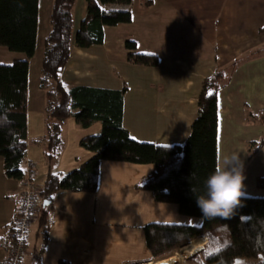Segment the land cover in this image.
<instances>
[{"label":"crops","instance_id":"1","mask_svg":"<svg viewBox=\"0 0 264 264\" xmlns=\"http://www.w3.org/2000/svg\"><path fill=\"white\" fill-rule=\"evenodd\" d=\"M51 2L37 1L35 48L30 58L0 46V64L27 61L24 170L31 172L40 189L48 173H67L93 155L79 141L101 127L98 122L80 127L68 118L62 127L60 154L52 161L45 159L43 146L35 143L45 133V98L38 77ZM85 8L86 0L75 1L73 35ZM107 8L130 11L131 20L103 26L99 45L72 44L62 82L114 90L125 87L122 126L129 137L171 146L181 145L189 134L201 81L216 70L229 71L228 83L217 94V156L238 153L250 189L242 196L264 197V185L256 183L258 178L264 182V147L247 160L250 143L264 136V0H132ZM126 42L135 46L129 48ZM129 53H154L157 65L131 63ZM152 169L151 163L101 160L93 192L60 189L45 209L38 197L22 264L152 263L142 230L145 224L201 222L179 213L177 204L155 201L150 190L136 187ZM21 190L20 180L3 173L0 156V264L12 242L10 224ZM196 240L202 245L193 253L206 242L198 236L186 245Z\"/></svg>","mask_w":264,"mask_h":264},{"label":"trees","instance_id":"2","mask_svg":"<svg viewBox=\"0 0 264 264\" xmlns=\"http://www.w3.org/2000/svg\"><path fill=\"white\" fill-rule=\"evenodd\" d=\"M37 1L0 0V46L22 52L27 58L33 55ZM75 1L51 2L50 28L43 41L38 77V85L45 98V133L35 143L43 146L45 159L52 161L60 154L62 127L68 118H73L80 127L96 122L101 127L97 133L84 136L79 141V145L93 155L67 173H48L38 197L50 204L60 189L93 192L97 187L101 160L151 163V173L136 187L150 190L155 201L175 203L179 213L201 220L199 225L145 224L142 230L151 259L172 256L194 238L204 236V247L181 264H234L239 258H260L259 264H264V197L241 196V203L230 219L205 217L196 203V197L204 191V180L214 170L217 161V94L228 83L229 71L216 70L201 81L197 112L181 145L136 141L122 126L125 87L114 90L67 86L61 79L72 44L79 48L101 44L103 26L131 20L130 11L112 10L107 6L127 5L132 0H86L83 19L73 35ZM126 45L129 48L135 46L132 42H126ZM127 60L146 66H155L158 62L157 56L140 53L127 54ZM26 85V60L0 64V156L5 176L21 181L20 196L27 177L24 170ZM253 147L251 156L264 147V136L251 142L250 148ZM256 183L262 186L260 178Z\"/></svg>","mask_w":264,"mask_h":264},{"label":"clouds","instance_id":"3","mask_svg":"<svg viewBox=\"0 0 264 264\" xmlns=\"http://www.w3.org/2000/svg\"><path fill=\"white\" fill-rule=\"evenodd\" d=\"M244 179L239 154H219L214 170L204 180L203 193L196 197L203 216L232 218L241 203Z\"/></svg>","mask_w":264,"mask_h":264},{"label":"built area","instance_id":"4","mask_svg":"<svg viewBox=\"0 0 264 264\" xmlns=\"http://www.w3.org/2000/svg\"><path fill=\"white\" fill-rule=\"evenodd\" d=\"M26 176L19 206L10 224L12 242L3 264H22V259L26 254L29 228L37 212L40 188L31 179L30 171L26 172Z\"/></svg>","mask_w":264,"mask_h":264},{"label":"rangeland","instance_id":"5","mask_svg":"<svg viewBox=\"0 0 264 264\" xmlns=\"http://www.w3.org/2000/svg\"><path fill=\"white\" fill-rule=\"evenodd\" d=\"M254 151V147L249 151L247 150V160L252 159L255 153L251 156V153ZM244 169V167H243ZM252 182V180H251ZM250 182V183H251ZM244 187H243V193H249L250 189L248 188L249 186L247 185V182H243ZM264 185V183H262ZM247 195V194H244ZM202 245L200 240H196L184 247L182 249L177 250L172 256L167 257L165 260H168L171 264H181L183 260H185L187 257L193 255L194 251L200 248ZM193 253V254H192ZM187 256V257H185ZM163 260V259H160ZM171 260V261H170ZM159 261V260H153L152 262ZM173 261V262H172ZM260 258H255V259H244V258H239L235 261L234 264H259Z\"/></svg>","mask_w":264,"mask_h":264},{"label":"water","instance_id":"6","mask_svg":"<svg viewBox=\"0 0 264 264\" xmlns=\"http://www.w3.org/2000/svg\"><path fill=\"white\" fill-rule=\"evenodd\" d=\"M46 204L47 202L43 201V205H46ZM150 264H169V262L166 260H159V261L152 262Z\"/></svg>","mask_w":264,"mask_h":264},{"label":"bare ground","instance_id":"7","mask_svg":"<svg viewBox=\"0 0 264 264\" xmlns=\"http://www.w3.org/2000/svg\"><path fill=\"white\" fill-rule=\"evenodd\" d=\"M166 261H168V260H166ZM171 261V260H170ZM169 262V261H168ZM173 262V261H172ZM169 264H171L170 262H169Z\"/></svg>","mask_w":264,"mask_h":264},{"label":"snow or ice","instance_id":"8","mask_svg":"<svg viewBox=\"0 0 264 264\" xmlns=\"http://www.w3.org/2000/svg\"><path fill=\"white\" fill-rule=\"evenodd\" d=\"M152 55H154V53Z\"/></svg>","mask_w":264,"mask_h":264}]
</instances>
